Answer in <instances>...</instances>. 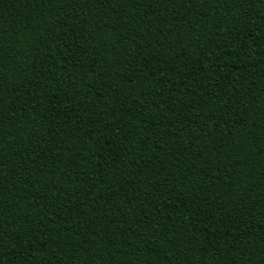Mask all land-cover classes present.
Segmentation results:
<instances>
[{
  "label": "trees",
  "instance_id": "1",
  "mask_svg": "<svg viewBox=\"0 0 264 264\" xmlns=\"http://www.w3.org/2000/svg\"><path fill=\"white\" fill-rule=\"evenodd\" d=\"M0 264H264V0H0Z\"/></svg>",
  "mask_w": 264,
  "mask_h": 264
}]
</instances>
